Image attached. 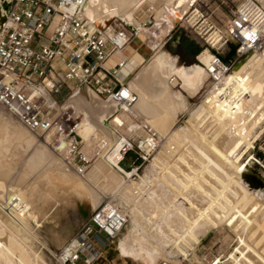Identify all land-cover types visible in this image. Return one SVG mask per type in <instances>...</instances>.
Returning <instances> with one entry per match:
<instances>
[{"label":"bare ground","instance_id":"obj_1","mask_svg":"<svg viewBox=\"0 0 264 264\" xmlns=\"http://www.w3.org/2000/svg\"><path fill=\"white\" fill-rule=\"evenodd\" d=\"M148 1L152 3L154 0ZM165 1L164 10L161 9L156 14L160 23L157 25L155 21V25L152 28L148 27V30L136 20L135 16L136 11L146 0H90L86 9L93 27L101 31L110 28L112 24L121 25L120 22H114L118 18L138 33L135 37L140 35L145 38L150 37L149 46L153 47L154 51L157 50L152 62L130 79H127L128 76L125 79L121 77L128 63L119 74L120 79L127 81L130 88L138 95V102L132 109L133 115L128 116L133 118L142 116L150 125H163L169 119L177 121L176 114L180 115L187 111L190 105H187L189 101L184 94L195 96L210 78L207 67L213 55L205 49L198 56L199 64L181 68L177 66V58L170 62L163 59V49H161L164 47L163 37L170 35L172 28L184 21L198 0ZM256 1L264 9V0ZM122 2L124 5L121 4ZM4 11L3 0H0V14H4ZM162 19L164 23L161 22ZM107 23L110 24L105 27ZM159 30L163 34L158 36ZM207 41L213 47L219 46L221 36L214 32L208 36ZM175 81H180L184 94L173 91L172 86L174 87ZM66 105H74L86 113L78 135L89 149L94 151V139L99 136L110 142L111 155L115 148L120 149L119 130L109 123L110 114L113 112L111 105L100 100L88 89L81 91ZM204 109L206 110L204 117L211 115L212 122L218 120L219 127H225L224 134L220 138L216 136L218 140L213 139L209 146L207 143L211 138L208 137L210 135L207 136L205 131L201 130L204 132L201 133L202 138L195 137L196 135H192L185 126H179L168 138L170 141L177 140L182 144L185 141L190 145L192 157L194 155L200 163L202 178L210 185L208 189L200 185L203 193L196 187V190L193 186L192 190L189 188L187 199L177 202V212L172 206L178 195L164 186L163 181L162 184L161 179L156 176L158 174H155L154 163L147 169L145 176H138L139 180L136 182H127L112 175L113 181L118 185L117 189L114 188L115 195L119 197L117 205L129 216L126 232L119 241V251L124 257L137 261L141 258V253H144L151 264H155L160 258H167L170 261L188 259L190 249L186 244H181L182 239L184 243L194 247L212 230L225 224L232 230L242 231L245 234V238L240 237L236 253L230 254L231 264H264V186L251 177L248 169L255 159L251 150L264 135V49L250 54L224 79L214 84L205 97L203 105L194 110L192 108L193 112L188 121L202 113ZM32 138L35 139L36 136ZM48 142H51V138L45 136V143ZM31 152L32 157L35 156L33 159H37L38 164L43 167L41 171H56L61 175L75 178L64 166L62 158L56 151L57 161H54L44 149L32 147ZM182 155L181 157L185 156ZM193 162L194 160L191 165L195 167L197 164L194 162V165ZM186 164L190 167V163L186 162ZM182 165L184 168V164ZM170 169L172 173L175 172L174 168L170 167ZM105 170H108V173L112 172L113 163L110 158L106 160L102 157L97 159L92 170L83 176L96 205L100 203L104 193L99 190L93 194L92 188L100 181L109 182ZM31 172V169L16 170L12 166L0 168V189L5 198V202H0L2 203L0 209L3 210V213L0 212V264H36L35 259L31 258V252L35 247L32 233L24 232L20 228L16 223L17 220L16 222L13 220L14 211L10 208L14 205V209H17L18 204H25L17 197L23 199L22 194L39 174L35 172L31 175ZM192 174L193 172L185 182L193 178ZM174 182L176 184H172L178 186V181ZM107 186L110 187L109 184ZM3 226H6L8 233ZM4 233H7V236ZM175 244H179L180 248L173 249ZM216 264H221V260Z\"/></svg>","mask_w":264,"mask_h":264},{"label":"built area","instance_id":"obj_2","mask_svg":"<svg viewBox=\"0 0 264 264\" xmlns=\"http://www.w3.org/2000/svg\"><path fill=\"white\" fill-rule=\"evenodd\" d=\"M89 1H11L6 20L0 25V106L29 131L49 136L50 145L60 155L64 166L84 176L94 160L102 157L109 160L112 153L110 142L99 136L94 139L95 157L88 155L78 135L86 113L74 105H66L69 99L88 89L113 107L109 123L119 130L117 163L124 170L133 171L159 148V140L151 131L149 134L135 129L121 131L128 124L122 115H133L138 95L119 77L128 60L117 59L111 66L107 62L113 60L116 53L123 52L137 32L122 24H112L104 31L93 27L86 14ZM151 11L152 8H148L147 18L154 26ZM161 22L164 23V19ZM222 35L224 45L235 43L236 54L224 60L219 51L213 53L207 67L211 82L224 79L241 59L263 51L262 6L256 0H242ZM148 41L149 46L150 37ZM149 48L154 53V48ZM65 90L67 98L59 101L58 96ZM117 115L123 123L116 122ZM129 155L133 160L127 169L123 164ZM256 162L263 166L261 161ZM128 223V214L116 203L101 205L55 255L56 262L113 264L107 261L105 247L119 237Z\"/></svg>","mask_w":264,"mask_h":264},{"label":"rangeland","instance_id":"obj_3","mask_svg":"<svg viewBox=\"0 0 264 264\" xmlns=\"http://www.w3.org/2000/svg\"><path fill=\"white\" fill-rule=\"evenodd\" d=\"M5 1L11 2L12 0ZM164 1L165 0H154L150 3L146 0L143 6L136 11V20L144 26L145 29L148 30V27L152 28L153 24L150 23L147 18L149 15L147 10L148 8H152L151 13H153L155 17L154 21H156V24L158 25L160 23V19H157L158 16H156V14L159 13L161 9L164 10L166 7V1ZM241 1L242 0H198L184 21L179 23L176 29L169 36L163 37L164 47L161 48L163 49V59L170 62L174 58H177V66L178 68H181L193 67L199 64L197 57L205 49H208L209 51L211 50L210 52L212 54L219 51L223 57H226L229 54L231 47L236 45L235 43H228V45H224L222 32L224 33L226 25L229 23L233 12L237 9V6H239ZM121 4L124 5L123 2ZM114 22H120L126 26V23L118 18H116ZM214 32L221 36V43L216 47H213L207 41L208 36ZM162 34L163 33H161L160 30L159 33H157L158 36ZM177 34H179L178 37L176 36ZM137 37H140L141 39L140 42H137L138 44L142 43L143 40L146 44L149 42L148 37L145 38L142 35ZM137 43H134V45H138ZM144 47L148 50L146 53L149 54V58L141 66L139 71L143 70L152 62V58L155 56V51H157L155 50L154 53H152L146 45H144ZM195 52L197 54H195ZM128 54H130L128 50L123 54L116 53L114 58L115 60L126 58ZM242 60L243 59L240 61ZM240 61H238L237 64ZM114 62L115 61L110 60L107 62V65L111 66ZM210 78L206 80L195 96L187 95L182 89L180 81L174 82V87L172 86L173 91L176 93H185L184 95L189 101H186L187 105H190L187 111L185 110L180 115L176 114L177 121L169 119L163 125H150L142 116L133 118L128 115H122L128 123L126 128L121 130L122 132H126L129 129L132 131L135 129L136 131L148 134L150 131L154 132L158 136L159 148L150 155L145 163L142 165L139 163V165H137L140 166L139 169H134L133 171H131V169L124 170L117 163L120 158V154L119 148H115L113 150V154L109 156L113 163V170L110 173H108V170H105L109 182L100 181L96 184L97 186L92 188L93 194L99 190L104 193L98 205L94 203L90 195L89 188L83 180V176H79L73 171L70 172L75 176V178H71L68 175H61L56 171H41L43 170V167L38 164L36 161L37 159L34 160L35 156L32 157L31 148L44 149L45 152H48L47 154L54 159V161H57L58 155L51 147V142L45 143V137L39 134L30 133V131L17 121L15 117L0 106V168L12 166L16 170L31 169V175L35 172L39 173L36 175V179L30 182V185L25 190L24 194H22L23 199H21V197H17V199H20L19 201H22L25 204H18L19 208L17 209H14V205L10 206V208L14 211L12 212V215L14 216L13 220L15 222L17 220L16 223H18L24 232L32 233L35 253L34 251L31 252V258L35 259L36 264H59L55 260V255L76 235L82 226L90 219L94 211L107 202L112 201L119 204V197L114 193L118 185L113 181L112 175L118 176L127 182H136L139 180V177L145 176L147 169L154 163L156 166L155 174H158L156 176L161 179V182H164V184L162 182L164 186L168 187L170 191L177 193L178 195L176 202H174L172 206L176 212L177 202L181 199H187L186 194L187 192H190L189 188L192 190L193 186L194 190L197 188L200 192L202 191L200 189L201 186H204L205 189L209 188L210 185H208L206 180L202 178L203 173H201L202 170L199 167V161L195 159L194 155L192 157V152L189 150L190 145L185 141L182 144L177 140L170 141L168 138L170 133L177 130L179 126H185L192 135L195 134V137L198 138H202V134L204 133L202 131H205V134H208L210 136H207L211 137L208 139L209 142L207 143L209 146L213 139L218 140L220 136L224 134L225 127L223 126L220 128L218 120L212 122L211 115L204 117L206 111L205 109L199 115L191 118V121H188L193 110L203 105L205 97L210 92L214 84L217 83L211 82ZM67 96L68 92L65 90L63 94L58 96V100L63 101L67 98ZM138 120H140L141 123H139ZM116 122L123 123V119L120 115H117ZM32 134L36 136L35 139L32 138L35 137L34 135L32 136ZM29 140L33 141L30 142ZM31 145L33 146L31 147ZM84 150L91 158L95 157L93 153L94 151L89 149L86 143L84 145ZM251 153L255 159L261 161V164L264 166V135L258 142H256L255 148L251 150ZM181 155L183 157H181ZM247 158L248 156H246L245 159ZM132 160V155H129L123 166L128 169ZM191 160H194L197 164L195 166L196 168L191 165ZM256 160H252L250 166L248 167L249 173L264 180V167L258 164ZM162 161H165L166 163L168 162L167 166L166 163ZM96 162L97 160L93 161L92 166L88 169L86 174L92 170ZM186 162H188V164L190 163V167L186 164ZM182 164H184V168ZM114 165L119 167L121 172H119ZM170 167L174 168L175 170L173 171L175 172L172 173V171H170ZM180 168L183 169L184 172L183 170L181 171ZM195 169H197V171ZM191 172H193V178L190 179V181L185 182V180L189 178L188 176H190ZM180 175H183V177ZM169 177L171 180H168ZM182 178L184 179L182 180ZM174 181H178V186L176 185L175 187L176 183ZM182 181H184V183ZM172 183L175 184L173 185ZM108 184L110 187L107 186ZM179 186L183 190H180V188H178ZM203 192L204 191H202V193ZM3 194L4 193H2L0 189V202L2 203L5 202V198L2 196ZM209 196L212 200H215L213 196ZM0 212L3 213V210L0 209ZM29 214L31 215L29 216ZM7 217L12 219L11 216ZM3 229L6 230L7 233L9 232L6 226H3ZM125 232L126 227L117 239L107 243L105 247V255H109L114 259L113 264H151L148 256L144 253H141V258L137 261L125 258L120 254L119 241ZM189 232L190 230L188 229V233ZM7 233H4V235ZM241 236L242 238H245V234L242 231L237 232L232 230L230 226L224 224L219 226L218 229L212 230L205 238L202 239L201 243L195 245L194 247H191V245L186 242L184 243V240L182 239L180 242L183 241V243L181 244H186L190 249L188 259L182 258L180 260L175 259L170 261V259L167 258H160L155 264H216L219 260H221V264H231L232 260H229L231 256L230 254L236 253L239 248ZM179 244H175L173 249L180 248Z\"/></svg>","mask_w":264,"mask_h":264},{"label":"crops","instance_id":"obj_4","mask_svg":"<svg viewBox=\"0 0 264 264\" xmlns=\"http://www.w3.org/2000/svg\"><path fill=\"white\" fill-rule=\"evenodd\" d=\"M140 33H142V32H140ZM140 40H141L140 37H135L134 39L131 40V43L126 47V49L123 52H119L120 54L125 53L127 50L130 52V54H128L126 56V59L128 60V66L121 74V77L123 79L126 78V75H130V76H128L129 78H127V79L134 77L139 72V69L141 68V66L149 58V54L146 53L148 50L144 47V45H146V47H148V48H149V46H148V44H146L144 42V40L142 41V43H140L138 45H134V41L137 43V42H140ZM149 50H150V48H149ZM113 61H115V58L113 59ZM104 252H105V250H104ZM106 256H107L108 262L111 261L112 263H114V259L111 258V256H109V255H106ZM106 263L107 262L101 261L98 264H106Z\"/></svg>","mask_w":264,"mask_h":264},{"label":"water","instance_id":"obj_5","mask_svg":"<svg viewBox=\"0 0 264 264\" xmlns=\"http://www.w3.org/2000/svg\"><path fill=\"white\" fill-rule=\"evenodd\" d=\"M10 5H11V2L9 1H5L3 0V7H4V14H0V25L6 20V12L9 10L10 8ZM110 23H107V25L105 27H107ZM179 23L176 24V26L174 28H172L171 30V33L176 29L177 25ZM126 27L128 29H130L131 31H134L128 24H125ZM179 34H177L176 36H178ZM245 59H243L242 61H240L234 68H236L241 62H243ZM251 175V174H250ZM252 178H255L257 179L261 185L264 186V180H262L261 178H259L258 176H254V175H251Z\"/></svg>","mask_w":264,"mask_h":264},{"label":"trees","instance_id":"obj_6","mask_svg":"<svg viewBox=\"0 0 264 264\" xmlns=\"http://www.w3.org/2000/svg\"><path fill=\"white\" fill-rule=\"evenodd\" d=\"M236 48H237V46L233 45L231 47L229 54L226 57H224V60H230L232 57H234L236 54ZM195 54H197V53L195 52Z\"/></svg>","mask_w":264,"mask_h":264},{"label":"flooded vegetation","instance_id":"obj_7","mask_svg":"<svg viewBox=\"0 0 264 264\" xmlns=\"http://www.w3.org/2000/svg\"><path fill=\"white\" fill-rule=\"evenodd\" d=\"M178 37V36H177Z\"/></svg>","mask_w":264,"mask_h":264}]
</instances>
